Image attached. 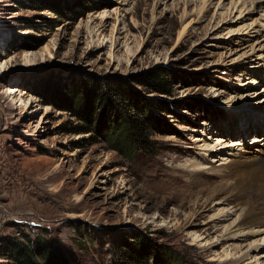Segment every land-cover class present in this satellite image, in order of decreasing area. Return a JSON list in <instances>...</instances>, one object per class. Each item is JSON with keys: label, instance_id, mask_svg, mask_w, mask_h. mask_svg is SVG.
Returning a JSON list of instances; mask_svg holds the SVG:
<instances>
[{"label": "rangeland", "instance_id": "1", "mask_svg": "<svg viewBox=\"0 0 264 264\" xmlns=\"http://www.w3.org/2000/svg\"><path fill=\"white\" fill-rule=\"evenodd\" d=\"M153 69L170 95L132 83ZM113 79L172 109L130 156L69 110ZM261 126L264 0H0V243L40 237L67 264H124L141 235L167 257L138 264H224L250 249L238 264H263L252 248L264 233L215 247L239 212L213 197L199 215L195 182L204 171L216 186L219 167L264 149ZM221 210L232 214L209 232Z\"/></svg>", "mask_w": 264, "mask_h": 264}, {"label": "trees", "instance_id": "2", "mask_svg": "<svg viewBox=\"0 0 264 264\" xmlns=\"http://www.w3.org/2000/svg\"><path fill=\"white\" fill-rule=\"evenodd\" d=\"M131 81L166 95L171 94L174 82L162 69L135 74ZM101 86L96 84L89 89L82 88L73 97L69 110L81 119L86 118L90 128L98 132L103 128L107 129V134L114 139V148L125 155H133L139 148L146 147L151 142V131L153 122H157V113L162 111L170 114L172 109L164 101H161L162 105L152 107L142 91L121 80L113 79ZM111 94L118 95L121 101L114 100ZM88 99H91V102H88ZM51 242L42 241L40 237L26 241L7 235L0 243V258L4 259L0 264H67V256H64L60 249L54 248ZM122 248L121 261L124 264H138L143 258L157 262L158 259L167 257L160 253L157 245L141 235L137 236L133 243L129 242Z\"/></svg>", "mask_w": 264, "mask_h": 264}, {"label": "bare ground", "instance_id": "3", "mask_svg": "<svg viewBox=\"0 0 264 264\" xmlns=\"http://www.w3.org/2000/svg\"><path fill=\"white\" fill-rule=\"evenodd\" d=\"M187 27L184 28L181 35L186 33ZM7 91L11 94L15 92L12 89H8ZM261 124L263 125V122ZM261 127L259 128L264 130V126ZM263 141L264 135L262 138H255L254 140V142H258L259 144ZM219 168L216 174L222 179V182L216 186L211 184L213 181L210 177H206V179L201 177V175L204 176L206 174L204 171H200L195 179L197 184L203 186L200 191L202 190L205 193L202 201L197 202L202 207H206L203 213L199 215L204 216L205 211L213 209L209 206L210 199L213 197L218 198L219 203L232 204L231 206L234 208V211L236 213L239 212L237 218L225 227L224 237L220 239V242L214 244L215 247L223 245L231 239L243 240L244 238L264 233V149L252 156H246L243 153L239 154L238 158L231 159L230 163ZM231 214V212L221 210L218 215L214 216V220L212 221L214 222V226L209 227V232L213 228L216 229L215 232H219L218 225L228 219ZM263 246L264 243L253 247L252 250L259 251ZM251 252L250 249L246 254H243L244 256L238 259L230 258L228 254L223 262L224 264H238L243 258L251 260Z\"/></svg>", "mask_w": 264, "mask_h": 264}]
</instances>
